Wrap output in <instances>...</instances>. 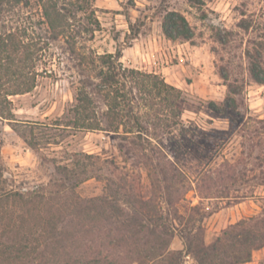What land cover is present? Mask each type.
Returning <instances> with one entry per match:
<instances>
[{
    "label": "rangeland",
    "instance_id": "rangeland-1",
    "mask_svg": "<svg viewBox=\"0 0 264 264\" xmlns=\"http://www.w3.org/2000/svg\"><path fill=\"white\" fill-rule=\"evenodd\" d=\"M0 1V38L22 46L0 61V247L23 243L20 264H83L97 253L136 264L148 248L120 223L138 200L164 215L197 207L206 244L264 211V84L248 70L251 62L264 70V0H90L99 30L90 38L74 27L57 40L36 0ZM169 12L187 20L190 41L165 37ZM117 50L118 66L151 77L124 82L133 110L116 120L106 105L123 100L93 96L102 130L81 129L79 55ZM161 81L175 91L160 95ZM16 90L23 94L6 96ZM169 242L184 250L178 233ZM249 263L264 264V248ZM183 264L196 262L184 254Z\"/></svg>",
    "mask_w": 264,
    "mask_h": 264
},
{
    "label": "trees",
    "instance_id": "trees-1",
    "mask_svg": "<svg viewBox=\"0 0 264 264\" xmlns=\"http://www.w3.org/2000/svg\"><path fill=\"white\" fill-rule=\"evenodd\" d=\"M15 1L24 3L22 0ZM36 1L38 7L41 8L42 23L46 24L48 31L53 32L54 40H57L59 36L65 35L68 29L74 27H77L76 35H88L92 38L95 31L100 28L90 0ZM2 9V2L0 1V12ZM79 13L86 15L87 23L82 21L83 18H77L76 15ZM162 31L168 40L183 39L190 41L193 38V31L187 20L176 12L166 14L162 22ZM10 38V34L0 38V61L1 58H4L5 53L9 52V48H11L10 52L14 55L13 57H16L19 48H22L20 44L13 41L10 45L9 42L12 40ZM65 39L72 40L74 38L70 35L65 36ZM29 51V48L25 49L24 64L23 60L21 61L25 69H28V63L26 62L32 59V51L30 53ZM69 52L71 55L74 54V46L69 47ZM248 56L251 58L249 54ZM13 57L7 54L4 60L11 62L15 60ZM121 57V50H117L115 54L98 55L89 52L79 55L78 60L80 62L79 67L82 69V80L78 82L80 88L75 113L78 116V122L81 123V129L90 131L102 130L98 128L101 124L98 121L96 122L94 116L93 96L96 95L108 98L112 94L115 95V98L123 100V106H120L116 99L113 100L112 104L106 105L107 112L112 113L115 120L119 117V113H124V109H127V114L132 113L133 107L130 103L126 104L127 100L121 92V88L125 87L127 80L136 83L138 77L147 78L151 76L133 70L122 69L118 66ZM256 57L258 58V55ZM2 70H4V66L0 65V72ZM248 70L254 82L264 84V70L260 64L251 62ZM152 77L155 78L156 76ZM93 80L99 81V84L94 83ZM21 85L25 86L27 84L22 83ZM156 85H160L157 89L160 95L162 90L168 93L175 91L174 88L162 81L154 83L153 88H156ZM24 90L29 92L30 87ZM18 91L7 93L6 96L23 94ZM132 99L134 100V98ZM164 100L167 101V97ZM133 122L138 129H142L137 117H133ZM107 129H112V125L109 124L103 131H108ZM170 189V186H165L164 193H169ZM138 202V206L134 204L130 207L131 214L127 215L124 221L120 223L122 228L130 233L131 237L136 238V245L148 248L142 256H137L136 264H183L184 254L192 256L196 264H245L251 261L253 251L264 248V211L257 216L242 219L236 224L230 225L212 243L206 244L201 234V227H196V221L193 220L191 215L194 214L200 216L201 220L203 219L204 215L199 214L197 207L190 208L191 214L188 217H184L175 208H171L164 215L161 211L152 207L150 202L143 200H138ZM98 206L112 213L119 211L118 208L111 204H107L108 207L106 208L102 201L98 203ZM168 206L170 207L171 203ZM172 222H177L179 226H182L183 230L178 231ZM176 233H178L184 243L183 251H172L169 249V241ZM24 250V244L15 241H11L8 246L1 245L0 264L23 263L25 259ZM83 264H119V260L110 254L97 253L88 258Z\"/></svg>",
    "mask_w": 264,
    "mask_h": 264
},
{
    "label": "crops",
    "instance_id": "crops-1",
    "mask_svg": "<svg viewBox=\"0 0 264 264\" xmlns=\"http://www.w3.org/2000/svg\"><path fill=\"white\" fill-rule=\"evenodd\" d=\"M246 264H251V263H246Z\"/></svg>",
    "mask_w": 264,
    "mask_h": 264
}]
</instances>
